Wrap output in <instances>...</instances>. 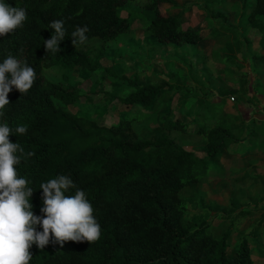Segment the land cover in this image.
Masks as SVG:
<instances>
[{
    "label": "trees",
    "instance_id": "1",
    "mask_svg": "<svg viewBox=\"0 0 264 264\" xmlns=\"http://www.w3.org/2000/svg\"><path fill=\"white\" fill-rule=\"evenodd\" d=\"M130 1L134 2L0 0L26 10L23 26L0 36V63L7 56H13L22 64L33 67L36 73L26 94L15 88L9 92V104L2 110L5 115L0 117V124L6 123L12 129L10 142L19 143L25 153H35L31 157H22L21 163L16 165L18 177L28 180V187L33 189L29 197L33 214L44 216L41 183L61 174L68 175L75 188L65 195H75L76 189L83 190L101 228L100 238L92 243L66 241L61 247L50 237L43 250L34 243L29 249L32 255L29 264H253L244 239L239 240L235 254L228 256L225 253L228 231L214 237L205 230L203 222L194 226L186 219L188 198L180 194L184 187H190L193 190L190 195L196 196L194 186L200 182L198 176H202L201 171H206L209 166L205 158H217L221 150L231 144L237 149L240 146L243 151L252 143L256 135L253 119L244 123L242 116L237 115L229 121L223 116L217 118L214 105L223 104V99L211 101L205 108L203 100L197 97L196 109L189 122L174 116L173 109L167 105L160 120L148 127L153 116H149L147 108L161 96L159 92L163 88L168 86L170 92H180L175 98L179 106L174 107L181 114L188 109L184 103L192 102L195 89L191 90L185 82L182 83L186 87L166 81L140 83L135 77L126 78L120 74L114 76L125 79L132 90L118 100L130 108L116 122L100 124L67 108L80 97L75 85L63 86L45 80L41 74L47 64L94 70L84 47L92 39L106 43L127 32L132 16H121L120 11ZM166 2L168 0H143L137 4L145 19L141 24L143 33L159 43L175 47L196 45L203 35L191 26L182 27L177 15L162 14L159 5ZM211 16L218 18L228 33H239L237 28L226 23L227 18L222 13H211ZM242 18L264 40V0H254ZM54 20L64 21L66 35L59 43L60 51L46 54L44 41L54 34L55 30L48 27ZM77 26L89 29L86 33L88 41L83 45L72 43L71 33ZM240 37L242 40L235 37L233 41L225 42L229 53L239 52L240 42H249L246 35ZM250 58L264 62V53H252ZM222 62L236 68L242 65L229 54L223 56ZM216 92L221 96L235 93L233 89L222 87ZM139 121L147 125L141 131L134 127ZM191 124L196 125L193 133L200 137L205 158L185 148ZM20 125L27 126L26 134H16L15 129ZM173 131L181 133V142L170 137ZM183 134L185 138H182ZM244 176L264 183L263 175ZM232 204L236 205L235 199ZM36 230L42 231V226L37 225Z\"/></svg>",
    "mask_w": 264,
    "mask_h": 264
},
{
    "label": "rangeland",
    "instance_id": "2",
    "mask_svg": "<svg viewBox=\"0 0 264 264\" xmlns=\"http://www.w3.org/2000/svg\"><path fill=\"white\" fill-rule=\"evenodd\" d=\"M142 1H130L120 11L121 16H132L127 32L106 43L92 39L84 47L88 51L90 63L95 67L94 70L88 71L80 66L67 67L62 64H47L42 68L41 74L45 80L59 82L63 86L75 85L78 89L79 99L67 108L93 118L100 124L116 122L119 117H124L126 109L130 108L118 100L132 90L125 79L114 76L123 74L126 78L135 77L140 83L157 84L166 81L167 84L186 87L182 82H187L191 90L195 89L192 102L184 103V107L188 109L181 114L175 109L179 106L175 98L180 92H170L168 86L163 88L159 92L161 96L156 97L147 108L149 116H153L147 123L148 127L160 120L167 105L173 109L174 116L189 122L196 109L197 97L203 100V107H207L211 101L223 99L225 105L222 103L214 105L217 118L223 116L222 118L229 121L230 118L232 120L230 115L233 114L244 117L245 121L254 118L255 109L260 102H264V68H258V65L264 67V62L256 66L250 54L255 51L264 52L262 51L264 40L257 30L250 29L242 18L254 0H245L244 5L243 0H169L160 4V12L164 15L185 10L190 14L185 20L197 26L196 30L204 39L207 38L198 45L178 47L159 43L143 33L141 26L145 20L144 15L142 16L143 10L137 7ZM216 12L225 15L226 23L238 28L239 33L236 35L225 33L224 37L208 41L210 36L205 30L212 28L224 31L220 27L219 19L211 16V13ZM242 34L252 39V44L240 42V51L229 53L225 48L226 41L223 40L233 41L235 37L242 40L240 37ZM255 43L257 45L253 47ZM228 54L233 55L234 61L242 64L240 68L228 66L221 61V55ZM218 87L233 89L235 93L219 96L216 92ZM135 113L137 114L138 110ZM147 125L144 121H139L134 127L141 131L143 126ZM195 128V124L189 125L185 148L205 158L200 137L193 133ZM180 135L179 131H173L170 137L178 141ZM183 136L182 138H185V134ZM236 150L237 147L231 144L228 148L222 149L217 158L213 160L205 158L209 166L206 171H201L202 176H198L200 182L194 186L196 196L190 195L193 191L190 187L181 190L180 194L187 195L188 198L185 218L194 226L203 222L206 224L205 230L211 232L214 237H220L223 231H228L225 246V253L228 256L235 254L239 240L244 239L249 246L252 259L254 253L259 258L258 262L253 264H264L260 263L259 252V246L264 248V240L259 241L253 234L256 229L255 221L260 218V214L264 216L263 191H259V187L253 185L251 178L242 175L254 172L257 161L252 153H241ZM234 199L236 205L232 204Z\"/></svg>",
    "mask_w": 264,
    "mask_h": 264
},
{
    "label": "clouds",
    "instance_id": "3",
    "mask_svg": "<svg viewBox=\"0 0 264 264\" xmlns=\"http://www.w3.org/2000/svg\"><path fill=\"white\" fill-rule=\"evenodd\" d=\"M25 20L24 8L0 2V36H6L22 27ZM48 27L55 31L50 39L44 41L46 54L60 51L59 43L66 35L63 20H54ZM88 31L87 26H77L71 33L73 45L87 43ZM35 78L34 68L22 64L13 56H7L0 63V117L5 115L2 110L9 104V92L15 88L21 94H26ZM15 132L24 135L27 126H17ZM11 133L12 129L6 123L0 124V264H29L32 258L29 251L31 246L35 243L43 250L50 237L61 247L66 241H97L101 228L85 192L76 189L75 195H65L75 188L68 175L61 174L41 183V212L44 216L41 218L33 214L29 203L33 189L28 187V180L18 177L16 165L21 163L22 157H31L35 153H25L19 143L10 142ZM37 225L42 226V231L36 230Z\"/></svg>",
    "mask_w": 264,
    "mask_h": 264
},
{
    "label": "crops",
    "instance_id": "4",
    "mask_svg": "<svg viewBox=\"0 0 264 264\" xmlns=\"http://www.w3.org/2000/svg\"><path fill=\"white\" fill-rule=\"evenodd\" d=\"M169 1V0H168ZM163 4V3H162ZM159 10H160V7H159ZM188 10V9H186ZM169 15H177L179 18H180V24L182 27H186V26H191L193 27L195 30L198 28L197 26H194L192 25L191 23L188 22V20H185L187 19L186 16L187 15H190L189 13L185 12V10L183 11H178L176 13H168ZM184 22V23H183ZM200 27V26H199ZM220 27H222L224 29V31H218L217 29H213V31H218L219 34L218 35H213V31L212 28L211 30L210 29H207L205 30L204 27H200V29H204L205 31H208V35L210 36V39L209 40H216L218 39L219 37L225 35V33H228L227 32V28L223 25L220 24ZM236 28V27H235ZM238 29V28H237ZM252 29V28H250ZM245 35V34H244ZM261 37V35H259ZM151 37V36H150ZM248 40H249V43L250 45L252 44L253 40L250 39L248 36H247ZM207 38H203L201 41H199L197 43V45L206 40ZM233 39V38H232ZM228 39H224L223 42L227 41ZM231 42V41H230ZM257 45V43L253 44L252 46L255 47ZM255 49V48H254ZM264 51V48L263 50ZM254 53H261L263 54L264 52H258V51H255ZM224 55H221V58H223ZM251 56V54H250ZM197 58V57H196ZM222 61V59H221ZM254 62V64L257 66L258 63L260 62H256V61H252ZM258 68H264V67H260L258 65ZM260 72V70H259ZM259 74V73H258ZM261 79V78H260ZM262 80V79H261ZM186 84H188L186 82ZM230 89V88H229ZM235 91V90H234ZM221 96V95H219ZM222 100V99H221ZM220 101V100H219ZM264 101V99H263ZM212 102H218V101H212ZM209 105V104H208ZM222 105H225L224 103ZM208 107V106H207ZM206 108V107H205ZM225 112V110H224ZM228 114V113H227ZM230 116H236L235 114L233 115H230ZM239 117V116H238ZM254 118H251L253 119V123H254V128L256 129V135L254 136L253 138V141L251 144H249L248 146H246L245 149H243V151L240 150V146H238V149H237V152H241V153H252L253 156H254V159H256L257 161V164L256 166L254 167V172H252L251 174H259V175H263L264 176V135H263V131H264V102H260V105L255 109V114L253 115ZM241 119H243L244 123L248 122V121H245L244 117H242ZM245 142V141H244ZM254 147H257L254 149ZM250 149H251V152H250ZM254 150V151H253ZM222 152V150H221ZM247 174H250V173H243L242 175H247ZM253 181V185L254 186H258L259 187V191H263V194L262 196L264 197V183L262 182V180H252ZM259 222V224L257 225V227L255 226L256 223ZM255 227L256 229H254V232L253 234L256 236V238L260 241V240H264V216L262 214H260V218H257V220L255 221ZM260 248V263H264V253L262 251H264V248L261 246H259ZM256 253H254V256H253V263L254 262H258L259 258L255 255Z\"/></svg>",
    "mask_w": 264,
    "mask_h": 264
}]
</instances>
